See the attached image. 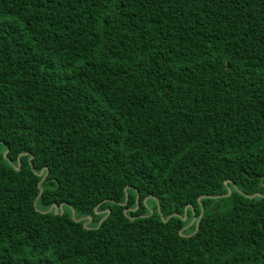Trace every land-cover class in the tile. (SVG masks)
I'll return each mask as SVG.
<instances>
[{"label":"trees","instance_id":"obj_1","mask_svg":"<svg viewBox=\"0 0 264 264\" xmlns=\"http://www.w3.org/2000/svg\"><path fill=\"white\" fill-rule=\"evenodd\" d=\"M0 264H264V0H0Z\"/></svg>","mask_w":264,"mask_h":264},{"label":"water","instance_id":"obj_2","mask_svg":"<svg viewBox=\"0 0 264 264\" xmlns=\"http://www.w3.org/2000/svg\"><path fill=\"white\" fill-rule=\"evenodd\" d=\"M41 174V173H40ZM40 183H41V181H40ZM39 183V186L41 185ZM228 182H226V184H227ZM231 193V191H230V189L228 190V194H230ZM137 200H138V197H137ZM52 208L54 209V211H55V213L59 210V209H61V212H62V209H63V205H60V206H58L57 204H54L53 206H52ZM73 217H74V212H73ZM183 218V220H185L186 218H187V207L185 208V212H184V216L182 217ZM91 220V217H88V221H90ZM194 220H195V216H194V218H193V220H192V222L191 223H193L194 222ZM102 221H100V223H101ZM85 226H86V224H84ZM197 225H198V222H197Z\"/></svg>","mask_w":264,"mask_h":264},{"label":"rangeland","instance_id":"obj_3","mask_svg":"<svg viewBox=\"0 0 264 264\" xmlns=\"http://www.w3.org/2000/svg\"><path fill=\"white\" fill-rule=\"evenodd\" d=\"M147 206H148L149 209L152 210V208H153L154 205H153V203L150 200H148Z\"/></svg>","mask_w":264,"mask_h":264}]
</instances>
